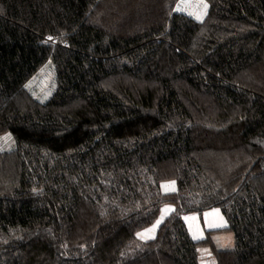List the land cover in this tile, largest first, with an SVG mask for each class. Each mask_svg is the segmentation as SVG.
<instances>
[{"label": "trees", "instance_id": "1", "mask_svg": "<svg viewBox=\"0 0 264 264\" xmlns=\"http://www.w3.org/2000/svg\"><path fill=\"white\" fill-rule=\"evenodd\" d=\"M178 2L0 0V264H264V0Z\"/></svg>", "mask_w": 264, "mask_h": 264}, {"label": "rangeland", "instance_id": "2", "mask_svg": "<svg viewBox=\"0 0 264 264\" xmlns=\"http://www.w3.org/2000/svg\"><path fill=\"white\" fill-rule=\"evenodd\" d=\"M207 5V7H205ZM209 0H179L176 9L185 12L197 20H202L207 14ZM197 17H200L199 19ZM57 87V75L54 64L48 61L36 75H34L27 83L25 95L34 98L40 102L47 101L55 92ZM9 134V133H5ZM5 134L0 135V152L13 149L16 144L13 137H6ZM194 214V213H193ZM146 234L149 232H145ZM232 236L233 233L229 231ZM231 244L230 246H232ZM200 263L212 264L207 262V257L211 254L209 247H203L200 250Z\"/></svg>", "mask_w": 264, "mask_h": 264}, {"label": "crops", "instance_id": "3", "mask_svg": "<svg viewBox=\"0 0 264 264\" xmlns=\"http://www.w3.org/2000/svg\"><path fill=\"white\" fill-rule=\"evenodd\" d=\"M187 222L193 236L197 239L210 234L219 246L227 247L234 243V236L229 234L221 208L208 209L203 213H192L188 215ZM147 232L149 233L143 232L144 237L153 234L152 231ZM207 259L211 260V254L208 255Z\"/></svg>", "mask_w": 264, "mask_h": 264}, {"label": "snow or ice", "instance_id": "4", "mask_svg": "<svg viewBox=\"0 0 264 264\" xmlns=\"http://www.w3.org/2000/svg\"><path fill=\"white\" fill-rule=\"evenodd\" d=\"M205 7H207V5H205ZM197 18L199 19L200 17H197ZM50 39H51V38H50ZM5 136H6V137H9L10 134H5ZM165 190L167 191V189H165ZM156 223L159 224V221H157ZM155 227H156V225H153V228H155ZM145 231L147 232V231H149V230L146 229ZM138 235H140V233H138ZM143 238H147V237H143Z\"/></svg>", "mask_w": 264, "mask_h": 264}]
</instances>
